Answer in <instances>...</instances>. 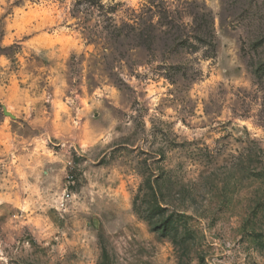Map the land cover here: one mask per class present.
I'll use <instances>...</instances> for the list:
<instances>
[{"label": "rangeland", "instance_id": "obj_1", "mask_svg": "<svg viewBox=\"0 0 264 264\" xmlns=\"http://www.w3.org/2000/svg\"><path fill=\"white\" fill-rule=\"evenodd\" d=\"M80 1L0 0V264H264V0Z\"/></svg>", "mask_w": 264, "mask_h": 264}, {"label": "trees", "instance_id": "obj_2", "mask_svg": "<svg viewBox=\"0 0 264 264\" xmlns=\"http://www.w3.org/2000/svg\"><path fill=\"white\" fill-rule=\"evenodd\" d=\"M111 3L104 5L102 4L101 0H82L79 2V4H82L85 6L86 11H88L91 14H94V12H96V10L98 11V14L101 18H104V20L107 21H112L114 22V24L111 26L107 25L104 29H116V23L115 21L112 20V14L114 15V13L116 12L115 9L117 7H119V4H115L113 0H110ZM152 7H154L152 5ZM96 9V10H95ZM147 11H145L144 13L146 14ZM158 13L164 14L167 16H170L171 11L169 9H167V7L163 8V10H159ZM97 17V16H96ZM125 25L127 27H129L132 31H136L139 30L140 28V32H144L150 28H155V26L153 27L152 22H149L147 25L145 24V22L142 21V14H135L134 12H132V14H130L129 16H127L125 18ZM164 224V225H163ZM160 224L159 231H161V233L163 235H168L169 233V226H165V223Z\"/></svg>", "mask_w": 264, "mask_h": 264}, {"label": "water", "instance_id": "obj_3", "mask_svg": "<svg viewBox=\"0 0 264 264\" xmlns=\"http://www.w3.org/2000/svg\"><path fill=\"white\" fill-rule=\"evenodd\" d=\"M3 114L6 115V116H7V115H8V116H11V114H9V113L6 111L5 108H3ZM11 117H12V116H11Z\"/></svg>", "mask_w": 264, "mask_h": 264}, {"label": "built area", "instance_id": "obj_4", "mask_svg": "<svg viewBox=\"0 0 264 264\" xmlns=\"http://www.w3.org/2000/svg\"><path fill=\"white\" fill-rule=\"evenodd\" d=\"M66 197H68V195Z\"/></svg>", "mask_w": 264, "mask_h": 264}]
</instances>
